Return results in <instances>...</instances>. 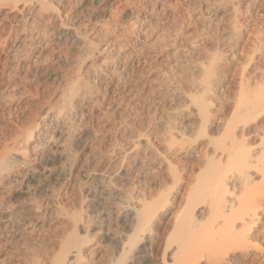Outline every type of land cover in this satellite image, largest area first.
<instances>
[{
	"label": "bare ground",
	"instance_id": "obj_1",
	"mask_svg": "<svg viewBox=\"0 0 264 264\" xmlns=\"http://www.w3.org/2000/svg\"><path fill=\"white\" fill-rule=\"evenodd\" d=\"M20 1L22 0H0V120H5L7 115L14 114L17 107L15 121L20 132L17 131L19 133L17 139L1 137L3 139L0 141V245L3 241L24 232L34 234L38 223L41 222L42 213L47 211L45 208L40 209L42 205H39L36 195L33 197L34 193H31L29 186L28 189L23 188L28 172H21V168L29 165L32 159H38L35 153L40 146L56 151L61 146H59L60 142L67 138L80 141L81 137L74 134V129L83 127L88 133L92 129L88 128L95 119H99L102 125L107 121L108 113H110L106 112L105 116H93L88 113L90 106L101 107L106 102L107 109L114 108L115 111L123 102L121 100L125 94V85L129 78L132 79L134 76L131 74H138L139 72L136 73L138 70L144 71L147 75L148 79L145 82L153 81L156 84L154 86L158 88L156 90H159L160 80L165 77L168 79L167 74L171 71L179 73L183 62H189L192 59L190 56L193 57L196 50L195 45H183L177 40V37L182 34L184 25H179L182 29L175 28L173 32H170L171 29L167 30L169 26L165 28L167 23L173 24V21L177 19L174 18L175 8H178L181 0H142L140 7L138 5L136 9L133 7V10L127 14L130 21L128 22L132 24L130 26L137 27V31L135 30L137 35L143 33L146 36V40L143 37L141 46H137L138 48L132 46L131 49L125 48L126 46L122 44L116 46L118 41L116 42L111 35L106 43L99 44L95 43L94 37L77 31L75 36L82 44L79 48L86 58L81 63L82 66L75 81L72 82V86L67 87L69 83L66 84L63 78V80L60 79L61 81L58 82L60 91H58L62 95V104L56 107L57 111H54L56 108L52 111V107L50 109L49 106L43 107V105L38 115L28 117L27 128L22 129L23 127H20L24 125L26 127V123L20 120L18 110L24 107L28 109V112L30 110L29 114L33 111L35 104L32 103V98L36 87L34 76L37 72L35 69L50 58L48 44L51 40L48 39L50 38L48 35L50 36L58 26L49 27L50 24L49 26L45 24L48 27L44 28V25L45 32L42 30L44 33L42 34L35 28L39 19L35 22L34 14L33 16L29 14L33 13V9H29L26 13L27 4L22 5ZM97 1L104 2V0ZM127 1L115 0L114 3L112 2V7L119 9ZM257 2L258 0H207L206 7L199 6V13L207 16L206 34L211 41L210 47L207 46L209 47L208 59L206 62L195 65L197 70L193 71L194 73L187 81L188 84L190 83V92L183 85L174 90L177 96L187 97V100L190 98L193 110L189 113L193 116L196 132L193 137L187 138L181 130H178L181 132L178 133L173 122H167L165 125L167 133H163L166 134L163 137H167L166 149L164 148L167 154L175 149L174 153L178 150L188 160L181 159L182 165L181 160L175 159L173 162L162 149L161 152L165 153L163 154V162L166 163H164L165 176H159L157 168L154 169L155 166L140 173V170L137 171L135 175L140 174L138 177L143 184L136 185L130 192L127 188L125 200L115 201L117 217L123 213L126 220L131 219V224L127 236L114 241L113 246L116 249L110 264H136V259L141 257L137 255L136 249L147 238L152 240L157 237V228L177 201L176 196L183 188L185 181L183 171L191 167L189 161L192 162V158L196 157L194 156L196 145L200 140H206L207 143L201 151L202 159H197L194 164L193 171L196 176L191 175L189 180L185 178L188 184L175 214L173 229L167 237H164L160 246L162 264H197L200 260L206 261V264H254L249 261L251 257L258 260V263L255 261L257 264H264V21L262 19L258 21L260 26L256 23L258 30H255L256 27L253 29L254 32L256 31L254 35L256 42L250 44L253 48L249 46L251 50L244 49L247 53L241 55L240 63L233 73L236 78L231 81L228 78L234 61L239 59L238 40L245 28L247 29L253 23V10ZM57 4L60 8L61 3L57 2ZM52 5L53 2L40 0V7H37V10L39 9V12L44 15V11L46 14L49 8L55 6L52 14L49 11V14L44 15L43 18L46 21H52L54 17L57 20L60 17L64 20L65 17L56 10L58 6ZM54 12H56L55 15ZM63 20H59L58 24L65 26ZM111 28L110 22L109 25L103 23L100 28L98 27L101 33H109ZM157 29L161 30L158 32ZM67 34L69 33L64 36ZM162 56L166 65L169 66L168 69L163 68L157 71L159 64L156 65L155 61ZM188 56L191 59H188ZM154 58L156 60L153 62ZM84 70L87 72H84L86 75L83 73ZM176 74L172 73L171 77L180 76ZM21 80L25 82L23 87ZM235 83L238 84V90L234 92L236 93L234 96L230 92ZM231 94L234 97H231ZM231 100L233 107L226 114V107L232 102ZM65 117L69 119L68 128H64L65 125L63 128L60 126L59 120ZM220 117L223 118L222 122H219ZM16 122H14L15 125ZM20 123L23 125H19ZM147 135L143 141L142 139L132 140L133 147L130 150L131 153H135V156L133 154L130 156L138 157V159L135 160L136 163L131 162L130 172L137 166L142 165V168L144 165L147 166L155 155L153 153H157L158 148L154 149V142L151 143L153 139L149 134ZM179 139L184 141L191 139V142L186 145ZM153 149L155 152H152ZM161 152L157 154L162 155ZM147 153L150 155L146 156ZM130 156L126 154L119 159V169L127 164ZM160 157L162 159V156ZM154 158L150 163L154 162ZM137 161L140 162L137 163ZM118 171L107 173L105 177L99 178L102 180L96 188L101 189L102 193L105 192L107 199L112 196L109 191H112L110 189L114 186ZM127 173L121 176L128 175ZM82 214L78 211L69 214L71 230L62 237L59 252L51 264H78L79 262V264H86V250L89 249V252H92L96 248V246L90 248L91 243L86 244V242L91 239L88 237L86 239L80 234V231L87 227L85 224L87 221L83 222ZM258 225L260 228L256 232ZM157 241L152 242L149 251H154L156 245H153ZM34 261L35 259L31 258L28 264H36Z\"/></svg>",
	"mask_w": 264,
	"mask_h": 264
},
{
	"label": "rangeland",
	"instance_id": "obj_2",
	"mask_svg": "<svg viewBox=\"0 0 264 264\" xmlns=\"http://www.w3.org/2000/svg\"><path fill=\"white\" fill-rule=\"evenodd\" d=\"M46 1L51 3L53 2V5L55 4L57 6H58L57 2L61 3L60 8L59 6L58 8L56 6L57 8L56 10L60 11L62 16L65 17L64 20L63 18L61 19V17L60 19L59 18L58 19L63 20L65 26L67 25L66 27L64 25L58 24L59 20H57L56 17H54L52 21H46L45 18H43L44 15L49 14V11L50 14H52L51 12L53 8H55V6L53 8L52 7L49 8V11L46 10L48 12L46 14L44 11V15H42V12H39L40 11L39 9L37 10V7L38 8L40 7L39 6L40 0L20 1L22 2V5L27 4L26 7H28V9L26 13L28 12L29 9L30 10L33 9L32 11L33 13H29V14H31L32 16L34 14L33 17L35 22H37L38 19L40 20V21L38 20L37 24H35L36 25L35 28L39 32L41 31L42 34H44L43 32H45L43 29L47 28L49 24H50L49 27H51V25L58 26L55 27L53 33L50 36L48 35V37L50 38L47 37L48 39L51 40V42L48 44L50 48L49 49L50 58H48L45 61V63L41 64V66H39L40 68L36 67L35 69V71L37 72H35L36 75L34 76L36 82V87H35L36 89L34 88L33 90L34 97L32 98V103L35 104V106H33V111L31 114H29L30 110L28 112V109L24 107L18 110L19 111L18 116L19 118L21 117L20 120L25 121L26 123V127L25 125L20 127V128L23 127L22 129L27 128L28 117H30V115H34V116L38 115L40 111L39 109L43 105H44L43 107L49 106L50 109L52 107V111H53L54 108L62 104V98H61L62 95L61 93H59L60 89L58 84V82L61 81L60 79L63 78L64 81H66V84L69 83L67 87L72 86V82L75 81V77L82 66L81 63H83L84 58H86L85 54L83 53H82L83 55L81 54L80 51L81 48L79 47H81L80 45L82 44L79 42V39L75 36V33L77 31L78 32L80 31L79 33H83V34L86 33V35L94 37L95 43H99V44L106 43L109 36L111 35L116 42L118 41L117 42L118 44L116 43V46H120L122 44L126 46L125 48L128 47L127 49H131L135 46L139 47L141 46L142 40L144 39L146 40L145 38L146 36L143 33L141 34L139 33V35H137L138 33L135 32L137 27L135 28L133 26H130L132 24L129 23L130 22L128 20L129 18H127V14L131 10H133V7L134 9H136L137 5L138 7H140L142 5L141 2H143L144 0L143 1L128 0L127 2H124L123 6L119 9H115L114 7H112V4L114 3L115 0L113 1L104 0V2L102 1L99 3L97 0H77V1L62 0L61 2L60 0H56L57 2L55 0L52 1L46 0ZM197 1H200L202 4ZM206 2L207 0H183V1L181 0L177 6L179 9L175 8V13H174V18H177L175 20L179 22H176L174 20L175 22L173 21V24L172 22H170L172 25L170 23H167L168 25L165 27L167 29L169 26L167 30L169 31V29H171L170 32L175 31L177 28L178 29L183 28L181 30L182 32L179 31V33L181 32L182 34H180L177 37L179 43L180 44L183 43V45L185 44L187 46L188 45L196 46V50L195 53L193 54V57L190 56L192 59L189 56L187 57L188 59L190 58L191 60H189V62H183V66L180 68L179 73L176 71L174 72L171 71V73L167 74L169 76L168 79L166 77H165L166 79L162 78L158 83L159 90H156L158 88L157 86H154L156 84H154L153 81L145 82L148 78H146L147 75H145L144 71L138 70L136 73L139 72L140 74L139 73L136 75L131 74L132 76L134 75L135 77L133 76L134 79L129 78V81L127 82L128 84L126 83L124 88L125 94L123 95L121 100L123 101L121 102L122 105L120 104V106L117 107L115 111L114 108L107 109L108 103L106 102L101 107L98 106L89 107L90 110L88 109L89 111L88 113L92 114L93 116L94 115L105 116L108 112H110L108 113L107 121L103 123L104 125L103 124L101 125L99 119L97 120L95 119L93 124L89 126L88 129L91 128L92 129L88 133H86V130L83 127L79 128L78 130L74 129V134H76L77 136L80 135L79 136L81 137L80 141L75 139L71 140L70 138H67L64 141L60 142L59 146L60 145L61 146L57 148L56 151L40 146L39 147L40 150L38 148V150H36L35 153L38 159L37 160L32 159V162H30L29 165H26L27 167L24 166L21 168V172L22 171L24 173L28 172L23 183V188L28 189L29 186V190L31 191V193L32 194L34 193L33 197L36 195L37 198L36 200L38 201L39 205H42V208L40 209L43 210L45 208V210L47 211L46 213H42L40 219L41 222L38 223L37 230L34 234L33 233L26 234V232H24L25 234L22 233L20 235H15L13 238H10L7 241L2 242V244L0 245V264H28L29 263L28 261H30L31 258L35 259L34 262L36 264H51L53 258L59 252L60 241L62 237L68 234V232H70L71 230L69 214L77 211L80 212L81 214L83 213L82 214L83 222L87 221L85 223L87 227L83 228L80 231L81 236L85 237L86 239L88 238L91 239L89 242H86V244L91 243V245L89 246L90 248L95 246L97 248V249L95 248L94 251L92 252H89V249L86 250L85 263L86 264L111 263L112 254L116 249L114 248L115 246H113L115 245L114 241L122 237L125 238L130 231L129 225L131 224V219L128 218V220H126V216H123L125 214L122 213L117 217L115 203L120 202V200L123 201V199L125 200V193H128V190L130 192L131 190L134 189L133 187H136V185L143 184V182H140V179L138 177L140 176V174L135 175L138 173L137 171L140 170L139 171L140 173L141 171L149 170L150 168L155 166L154 169L157 168L158 175L161 177L163 175L165 176L164 170L166 168L165 166L166 163L163 162V154L165 153L166 156L170 157L169 159L172 158L173 162L175 161V159L178 161L181 159L188 160L185 157H183L184 155L183 153H179L180 151L176 150V152L174 153L173 151H175V149L172 152H169L170 153V154L168 153L169 155L167 154V151L165 150L166 149L165 145L167 143L165 139L167 137L164 138L163 136L164 135L166 136V134L163 133H167V130L165 128L167 122H173L174 127L177 129V131L181 130L183 133L187 135V138L193 137L196 132L193 116L190 115V113H192L193 110V106H191L190 103L191 102L190 98H188L187 100V97H179L174 92V90L176 89V87L183 85V87L186 90H188V92H190L191 90V88H189L190 83L188 84L187 82L189 81L188 79L189 76L191 77V75L194 72H196L197 68L195 69V65H198L200 62L201 63L206 62L208 59V55H209L208 48L210 47L211 41L206 34L207 16L201 15L198 9L200 5L202 7H206L207 4ZM192 7H194L195 9ZM254 8L255 9L253 10V19H252L253 23L249 27H247V29L245 28L242 36L238 40L237 56L239 59H236L234 61L233 66L231 67L228 77L229 81L236 78L234 77L235 74L233 73H235V69L238 66V63H240L239 62L240 58L247 53L245 51H248L251 48L249 46H252L253 48V45L250 44L251 43L254 44L256 42V37L254 36L256 35L255 34L256 31L254 32L253 29H255L256 27L255 30H258L259 27L257 28V26L258 25L260 26V23L258 21H260L261 19L262 21H264L263 19L264 0H258L256 7ZM59 9H61L62 11ZM189 12L191 13V16H189L190 14ZM55 13L56 12H54V15ZM111 16L112 19L110 20ZM182 17H184V19ZM56 22L58 25L56 24ZM109 22H110V27H112L111 28L112 30H110L109 33L108 32L101 33L98 27L100 28V25L103 23L105 25H109ZM256 23L259 24L256 25ZM45 24L48 26H46ZM179 25L180 26L184 25V26H182L181 28ZM37 27L40 28L38 29ZM91 27L94 28V30ZM96 30H97V34H95ZM159 30L161 29H157L158 32ZM58 32L59 34H57ZM66 33L69 34L64 36ZM188 39L190 40L188 41ZM186 42L188 43L186 44ZM155 60L156 58H154L152 61L154 62ZM155 64L160 65V66L158 65L159 68L156 69L157 71L163 68L168 69L169 66L166 65L164 56H162V58L158 57L157 61H155ZM183 67H185L186 72ZM84 72L85 70L83 71V73ZM172 73L174 74L177 73L180 76L176 74L178 77L176 76L171 77ZM180 77L183 79H181ZM169 78L171 80H169ZM19 79L20 78H18V80ZM22 81L23 80H21V85L23 87L25 82ZM160 84H162L163 86ZM237 85L238 84L235 83V86H232L231 88L230 93H232L234 96L236 94L234 92H237L238 90ZM232 94L231 97H234ZM228 105L226 107V114L231 111L233 107V101L230 102V104ZM16 109L14 110L15 111L14 114H11L9 116L7 115L8 117L6 116L5 120H0V134H1L0 141L5 137L9 139L10 137H15L17 139V134H19L20 132L17 129V122L15 121L17 120ZM110 110L114 112L112 113ZM54 111H57V108ZM222 117L219 118V122L223 121ZM22 121L21 123H24ZM59 121L61 123L60 126L62 128L64 125H65L64 128L66 127L68 128L70 126L69 119L66 117L61 118ZM14 122H16V125ZM21 123L19 125H23ZM17 131L19 133H17ZM68 131H70V129ZM75 131H77V133ZM179 132L180 131H178V133ZM147 134H149L151 139H153L151 140V143L154 142L153 143L155 147L154 149L156 150L158 148L156 150L157 153H160L163 150H165V153L161 152L162 155L153 153L155 154L153 156L155 157L154 158L155 163L154 162L150 163L151 161H153V157H152L150 159L151 161H149L148 163L149 166L144 165L143 168L142 165H140L141 167L137 166L136 168H134L135 171H133L134 169L131 170V172L133 171L131 173L129 171L130 167H132L133 162L136 163L135 160L138 159V157L131 158L130 156V154H133V156H135V153H131L132 151L130 150V148L132 149L133 147L132 140L142 139L143 141L145 136L147 138L148 136ZM136 135L138 137H136ZM139 135H141V137L142 135H144V137L141 138L139 137ZM158 135H160L161 137ZM181 140L182 139H179V141ZM183 141L184 140H182L181 143L182 144L185 143L187 145L191 142V139L189 140L185 139V141L184 142ZM162 143L164 146L160 145ZM206 143H207L206 140H200V142L196 145L197 147L195 152L196 155L194 154V156H196L194 157L195 159L192 158V162L189 161L191 167L183 171L184 172L183 176L185 181L184 184L182 185L183 188H181L180 193H178V195L176 196L177 201H175L174 203V205L175 204L176 205L175 206L173 205V207L167 212L161 225H159V227L157 228L158 231V232L156 231L157 237L155 236L156 238L152 239L153 241L158 240L153 245V246L156 245L155 248L153 249L154 251H149L150 250L149 247L153 241L148 238L146 239L147 241L144 240L141 243L142 245L140 244V247L136 249L137 255L141 256L140 258L136 259L135 261L136 264H138L139 262H141V264L163 263L162 254H161L162 250L160 246L164 241V237H167V235H169L173 229L175 214L179 209V204L183 199L182 197L185 194V190L188 184V181L186 179L188 178L189 180L191 175L192 176L193 174L195 175L193 171L194 164L197 162V159H202L200 155L202 148L205 146ZM154 149L152 150V152H155ZM149 153H147L146 156H149L150 155ZM126 154L127 156H130V158L127 161V164L124 166L125 168L120 167L119 169L118 167L119 159L122 158V156H125ZM156 155H158V157ZM159 155L162 156V159ZM161 161L163 162V164ZM139 162L137 161V163ZM180 162L182 165L183 163L182 160ZM178 165L181 166L180 164ZM161 166L163 167V169ZM116 170L119 171L117 173V176H115L114 186L111 187L110 189L113 192L109 191V193H111L112 196L109 199H107L106 196L104 195L105 192L102 193L101 189L96 187H99L100 181L102 180V179L100 180L99 178H101L102 176L105 177L107 173L114 171L117 172ZM125 173H127L128 175L121 176L124 175ZM138 179H139V184H137ZM258 226L256 227V232L260 228V225ZM238 257L240 258L241 256ZM249 261L253 262L254 264L258 263L257 262L258 260H255L252 257L249 259ZM197 264H206V261L200 260Z\"/></svg>",
	"mask_w": 264,
	"mask_h": 264
}]
</instances>
